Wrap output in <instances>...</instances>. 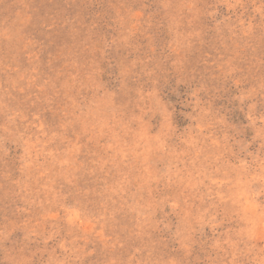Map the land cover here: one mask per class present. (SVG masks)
Returning a JSON list of instances; mask_svg holds the SVG:
<instances>
[{
  "label": "rangeland",
  "instance_id": "rangeland-1",
  "mask_svg": "<svg viewBox=\"0 0 264 264\" xmlns=\"http://www.w3.org/2000/svg\"><path fill=\"white\" fill-rule=\"evenodd\" d=\"M0 264H264V0H0Z\"/></svg>",
  "mask_w": 264,
  "mask_h": 264
}]
</instances>
